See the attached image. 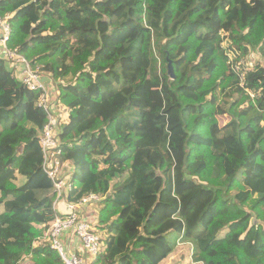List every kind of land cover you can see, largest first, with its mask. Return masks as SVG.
I'll return each mask as SVG.
<instances>
[{"label": "trees", "instance_id": "trees-1", "mask_svg": "<svg viewBox=\"0 0 264 264\" xmlns=\"http://www.w3.org/2000/svg\"><path fill=\"white\" fill-rule=\"evenodd\" d=\"M7 14L9 47L55 84L67 198L101 196L98 264H160L181 234L196 262L264 264V0H0ZM39 96L0 52V264H64Z\"/></svg>", "mask_w": 264, "mask_h": 264}, {"label": "built area", "instance_id": "built-area-1", "mask_svg": "<svg viewBox=\"0 0 264 264\" xmlns=\"http://www.w3.org/2000/svg\"><path fill=\"white\" fill-rule=\"evenodd\" d=\"M10 17L11 15L9 14L4 16L0 15V28H2L0 44L4 47L7 60L12 62L14 68H20L21 72L19 76L25 86L32 91L39 92L38 104L47 112L48 117V122L40 136V143L43 150V170L53 182L56 217L46 235L50 240L52 249L60 254L64 264H98L97 257L103 245V237L101 233L95 230V226L92 222L85 218V214L81 209L86 207L88 203L99 202L101 196L90 193L76 202L67 199V194L74 189V182L72 174H64L66 161L63 158L61 142L56 136L61 122H59V119L52 109L51 90L45 81H43L40 67H34L30 60L18 52L17 48L12 49L9 47L8 43L12 35V27L9 22ZM65 195V209L67 211L62 213L59 212L61 209L59 204ZM67 231L71 232L74 237L80 240L83 248L93 257L91 262L87 261L83 255L66 249L61 237ZM183 237L184 234H181L179 242ZM191 246L192 249L189 254L191 259L190 264H205L194 260V247L192 244Z\"/></svg>", "mask_w": 264, "mask_h": 264}, {"label": "crops", "instance_id": "crops-1", "mask_svg": "<svg viewBox=\"0 0 264 264\" xmlns=\"http://www.w3.org/2000/svg\"><path fill=\"white\" fill-rule=\"evenodd\" d=\"M1 35H2V28H0V37H1ZM0 52L5 55L4 47L1 44H0ZM11 64H12V62H11ZM12 66H13V69H14V73H17L19 75V73L21 72L20 68H18V69L14 68V65L13 64H12ZM42 76H43V81H45V83L49 86V88L51 90V96L53 98V92H54L53 90L56 89L55 88V84H53V81L50 78V76L44 75L43 73H42ZM52 109L54 110L57 118L59 119V122H61V120H63V118H65V116L64 117L61 116V114H63L62 113L63 111L58 106H53V105H52ZM73 172H74V170H72V169H70V171H69V168L67 167V163H66L64 174L65 175L66 174H72L73 175ZM23 179L24 178H20V180H23ZM67 195H69V194H67ZM65 198H66V195H65V197L62 198V200L60 201V204H59V207H61V209L59 210V212H62V213H65L67 211L65 209V202H66V199ZM99 202H91V203H88L86 207H84L82 209L80 208L81 211L85 214L84 215L85 218H87L88 220H90L92 222V224L95 225V226L98 224L99 209H100ZM95 230H96V227H95ZM100 233H101V236L105 237V235H106L105 234V231H102ZM61 239H62V241H63V243H64V245H65V247H66L67 250H69L71 252H77V253L83 255L87 259V261H89V262H91L93 260V257L83 248L80 240L78 238L74 237V235H72L71 232H69V231L65 232L62 235ZM181 244H183V245L185 244L186 246H188L189 249H188V252H185V253L182 252L183 254L180 256V258L179 257H176L177 260L175 259V264H180L179 262H182L191 253V249H192L191 247L192 246L189 243H181ZM171 255H172V253L169 255V257ZM182 258H184V259H182ZM167 259H165L164 261H166ZM164 261H162L160 264H162Z\"/></svg>", "mask_w": 264, "mask_h": 264}, {"label": "rangeland", "instance_id": "rangeland-1", "mask_svg": "<svg viewBox=\"0 0 264 264\" xmlns=\"http://www.w3.org/2000/svg\"><path fill=\"white\" fill-rule=\"evenodd\" d=\"M251 55L252 56H250V58H248V60H249V62H247V64H249V65H252V63L254 64V62L256 61V58H258L257 57V54L255 53V52H251ZM256 63V62H255ZM242 64H244L243 62H242ZM53 96H54V94H53ZM60 110V109H59ZM227 120H228V118L227 117H220V122H221V124H224V123H226L227 122ZM22 182H24L23 180H20L19 179V183H22ZM188 246H186L185 244L183 245V244H181V242H179V239H178V242H177V246H176V248H175V250H174V252H172V255L166 260V261H164L162 264H175V259H176V257H179L180 258V256L183 254V253H185V252H188ZM183 252V253H182ZM171 261H170V260ZM177 260V259H176ZM190 261H191V259H190V257L189 256H187L182 262H179L180 264H190ZM178 262V261H177Z\"/></svg>", "mask_w": 264, "mask_h": 264}, {"label": "water", "instance_id": "water-1", "mask_svg": "<svg viewBox=\"0 0 264 264\" xmlns=\"http://www.w3.org/2000/svg\"><path fill=\"white\" fill-rule=\"evenodd\" d=\"M168 73L171 76L172 79L175 78V71L173 67V62L168 58Z\"/></svg>", "mask_w": 264, "mask_h": 264}]
</instances>
